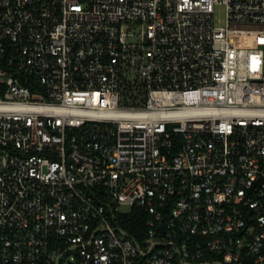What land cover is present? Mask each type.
<instances>
[{
	"label": "built area",
	"instance_id": "obj_1",
	"mask_svg": "<svg viewBox=\"0 0 264 264\" xmlns=\"http://www.w3.org/2000/svg\"><path fill=\"white\" fill-rule=\"evenodd\" d=\"M72 249L264 264V0H0V264Z\"/></svg>",
	"mask_w": 264,
	"mask_h": 264
},
{
	"label": "trees",
	"instance_id": "obj_2",
	"mask_svg": "<svg viewBox=\"0 0 264 264\" xmlns=\"http://www.w3.org/2000/svg\"><path fill=\"white\" fill-rule=\"evenodd\" d=\"M142 211V209L134 207L130 213L120 216L122 225L135 235L139 234L138 232L142 229L146 219V215Z\"/></svg>",
	"mask_w": 264,
	"mask_h": 264
},
{
	"label": "rangeland",
	"instance_id": "obj_3",
	"mask_svg": "<svg viewBox=\"0 0 264 264\" xmlns=\"http://www.w3.org/2000/svg\"><path fill=\"white\" fill-rule=\"evenodd\" d=\"M215 20L219 24H224L225 23V6L222 4H218L215 8ZM128 103V102H127ZM128 207L125 206L123 209H127ZM140 242L144 244V240L140 238ZM74 255L76 257V260H71L70 256ZM62 264H68L71 260L73 264H80L79 262V252L78 249H72L68 253L63 254L62 256Z\"/></svg>",
	"mask_w": 264,
	"mask_h": 264
}]
</instances>
